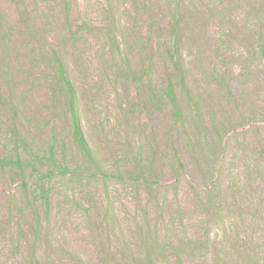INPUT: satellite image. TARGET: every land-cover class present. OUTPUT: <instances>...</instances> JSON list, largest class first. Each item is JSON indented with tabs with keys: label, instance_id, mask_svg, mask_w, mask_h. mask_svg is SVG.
<instances>
[{
	"label": "rangeland",
	"instance_id": "1",
	"mask_svg": "<svg viewBox=\"0 0 264 264\" xmlns=\"http://www.w3.org/2000/svg\"><path fill=\"white\" fill-rule=\"evenodd\" d=\"M0 12V157L25 164H0V264H264V0ZM57 60L98 169L73 141Z\"/></svg>",
	"mask_w": 264,
	"mask_h": 264
},
{
	"label": "trees",
	"instance_id": "2",
	"mask_svg": "<svg viewBox=\"0 0 264 264\" xmlns=\"http://www.w3.org/2000/svg\"><path fill=\"white\" fill-rule=\"evenodd\" d=\"M0 16H1V12H0ZM258 53H259L262 66L264 67V23L262 27V32L260 33L259 38H258ZM53 55L57 56L55 52ZM174 66H177V62H174ZM66 69L67 68L62 61L60 60L56 61V72H57L58 80L63 85L64 91L66 94L65 104H66L67 112L71 119V130H72L73 141L78 151L81 153V155L85 159V161H87V163L90 166L98 169L101 167V164L98 158L96 157L95 153L88 146V144L86 143L84 139V136L81 130V125H80V116L77 110L76 93H75V90L72 84L69 81ZM165 95L170 103L174 116L177 118H180V111L178 109L177 98L175 95V87L173 83L169 82L166 85ZM48 153L49 154L47 157V161L51 163V168L55 167L60 175L65 177V176H73L74 173L77 174V170L69 169L62 162H58L55 159L52 149H50ZM0 164H1V167H8L9 164H13L19 170H22L25 167L24 166L25 164L22 162L21 158L18 156L12 162L8 161V158L0 157ZM52 172H53L52 170L49 173L47 172L48 174L45 175L44 178H47L49 175L52 174ZM42 181H44V179H42ZM40 191L42 194L43 205L45 208H47V203L45 199L47 197L46 193L43 188H41ZM35 264H39V263L36 262Z\"/></svg>",
	"mask_w": 264,
	"mask_h": 264
}]
</instances>
